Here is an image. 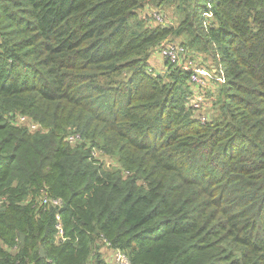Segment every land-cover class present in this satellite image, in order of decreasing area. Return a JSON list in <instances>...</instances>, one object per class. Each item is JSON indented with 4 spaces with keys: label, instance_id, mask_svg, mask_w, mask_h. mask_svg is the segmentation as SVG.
I'll return each instance as SVG.
<instances>
[{
    "label": "trees",
    "instance_id": "16d2710c",
    "mask_svg": "<svg viewBox=\"0 0 264 264\" xmlns=\"http://www.w3.org/2000/svg\"><path fill=\"white\" fill-rule=\"evenodd\" d=\"M167 40L215 73L205 121L187 71L149 62ZM104 248L264 264V0H0V264Z\"/></svg>",
    "mask_w": 264,
    "mask_h": 264
},
{
    "label": "built area",
    "instance_id": "2783aa9c",
    "mask_svg": "<svg viewBox=\"0 0 264 264\" xmlns=\"http://www.w3.org/2000/svg\"><path fill=\"white\" fill-rule=\"evenodd\" d=\"M142 16L144 18H150L154 23L169 22L171 19L170 15H167L165 11L158 7L149 6L148 8L141 9ZM158 52L170 62L177 64L183 70L187 71L189 75V81L193 83L196 87L195 90L192 89V94L189 95L190 103L192 107L194 106L196 110L200 113V118L205 121L206 114H208V109L211 106V98L214 94V83L213 78L215 76L214 71L207 68L198 57H194L193 54L186 52L184 47L177 40H167L161 44ZM182 54V56H180ZM18 121L23 123L27 122L26 115H19ZM31 128H36V123H31ZM81 138L79 133L70 134L67 139L72 142L78 141ZM41 204L49 205L54 204L59 208L63 205V201L60 198H54L45 194L41 200ZM56 228L57 236L59 239L63 240L64 228L61 221V216L59 212L56 214ZM114 264H131L127 255L121 250H116L114 252Z\"/></svg>",
    "mask_w": 264,
    "mask_h": 264
},
{
    "label": "crops",
    "instance_id": "0c3cea01",
    "mask_svg": "<svg viewBox=\"0 0 264 264\" xmlns=\"http://www.w3.org/2000/svg\"><path fill=\"white\" fill-rule=\"evenodd\" d=\"M149 62L154 65V67L158 68V69H162L165 67L166 64V59L159 53H153V55L151 56ZM105 250L101 249L102 252H104V255L106 256V258L110 261H112V263L114 264V253L113 250H106L107 248H104Z\"/></svg>",
    "mask_w": 264,
    "mask_h": 264
},
{
    "label": "rangeland",
    "instance_id": "374dc122",
    "mask_svg": "<svg viewBox=\"0 0 264 264\" xmlns=\"http://www.w3.org/2000/svg\"><path fill=\"white\" fill-rule=\"evenodd\" d=\"M151 6H153V7H156V6H154V5H152V3H149ZM160 9H162V10H165L163 7L162 8H160ZM171 13H173L171 10H169ZM166 12V11H165ZM169 12V13H170ZM169 13L168 12H166V14L167 15H169ZM170 13V14H171ZM172 16V15H171ZM171 20H174V23H176L177 21L175 20V18H173V17H171ZM180 56H182V54L180 55ZM201 57V56H200ZM200 62H202V64H204V63H206L205 62V60L203 59V58H200ZM152 66H154V65H152ZM190 82V81H189ZM190 86H191V88L192 89H194L195 90V86L193 85V83L192 82H190V84H189ZM214 98V94H213V96H212V98L211 99H213ZM212 102V101H211Z\"/></svg>",
    "mask_w": 264,
    "mask_h": 264
},
{
    "label": "water",
    "instance_id": "95a60500",
    "mask_svg": "<svg viewBox=\"0 0 264 264\" xmlns=\"http://www.w3.org/2000/svg\"><path fill=\"white\" fill-rule=\"evenodd\" d=\"M21 241H22V243L24 242V234H22V233H21ZM41 255L45 256V252H44L43 248H41Z\"/></svg>",
    "mask_w": 264,
    "mask_h": 264
}]
</instances>
